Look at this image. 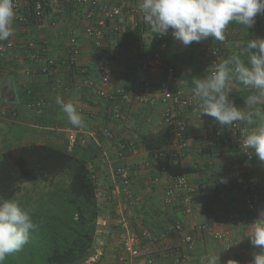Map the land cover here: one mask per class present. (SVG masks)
<instances>
[{"label":"crops","instance_id":"obj_1","mask_svg":"<svg viewBox=\"0 0 264 264\" xmlns=\"http://www.w3.org/2000/svg\"><path fill=\"white\" fill-rule=\"evenodd\" d=\"M102 1L136 4L141 0ZM49 4L46 19L41 23L23 24L15 11L14 33L9 39L14 40L16 45L0 72V155L9 148L32 143L66 150L70 129L77 130L80 137H84L85 143H77L74 150L94 172L99 206L94 246L84 264H117L119 245L116 233L121 219H127L135 231L148 228L157 233L155 243L142 245L143 257L139 264H175L167 248L185 249L186 244L180 234L168 230L173 220H181L184 232L190 234L195 242L191 256L182 264H212L213 259L215 264H229V261L252 264L254 254L260 252V248L254 247L249 238L252 235L251 224L258 217L247 210L245 193L228 169L237 164L244 168L246 175H253L258 180L260 190L257 199L264 208V163L255 156L253 165L248 167L244 155L233 149L225 151L222 157H212L204 146V140L212 128L220 125L212 117H199L196 103L182 110L189 121L190 152L160 162L154 157L155 148L164 145L168 153L173 150L165 142L163 123L169 105L160 102L150 106L133 102L126 109L125 118L119 119L113 113L110 102L95 95L71 70L59 69L51 75L44 60H17L16 56L22 54V46L28 38L46 41L50 57L65 59L69 52V39L76 35L81 46L77 64L85 68L90 76L98 77L101 47L85 33L88 25L83 17L85 8L72 4L56 8L53 1ZM133 18L129 14L130 22ZM252 38L264 39V13L256 16L255 24L248 29V33L242 26L230 25L224 42L213 39L212 42L218 45L228 43L225 59L238 54L246 40ZM205 43L193 42L185 46L171 37L169 47L162 51V56L164 67L172 66L180 71L178 78L169 79L174 91L193 96L191 88L194 78L207 76L209 67L203 51ZM104 47L113 56L114 89L134 92L142 86L143 81L149 80L151 93L160 95L161 84L167 79L164 69L145 71L135 64L139 56L160 49L157 34L151 31L149 25L124 35L111 34ZM28 69H33L34 74H28ZM28 88L47 98L43 113L37 114L26 105ZM12 91L15 96H9ZM248 94V89L233 82L230 97L235 99L238 107H244L243 98ZM57 97L76 106L83 119L82 127H74L69 123L67 115L56 103ZM243 125L248 132L256 127ZM105 128L110 129L115 137L110 139L105 136ZM148 160L151 166L145 167L144 162ZM122 164L135 170L133 199L120 194L115 169ZM161 165L167 167L166 172H160ZM174 172L185 174L196 190L190 211L172 208L164 203V191L168 185L166 176ZM158 176L160 179L156 180ZM221 177L227 178V183H221ZM223 210V216L217 219L223 226L218 227L230 232V249L226 248V241L213 239L197 228L201 223L212 221L215 212ZM231 215H237L235 221H231Z\"/></svg>","mask_w":264,"mask_h":264},{"label":"built area","instance_id":"obj_2","mask_svg":"<svg viewBox=\"0 0 264 264\" xmlns=\"http://www.w3.org/2000/svg\"><path fill=\"white\" fill-rule=\"evenodd\" d=\"M53 1L56 8L69 5H78L85 8L84 20L88 23L85 33L91 37L100 50V61L98 64V77L90 76L87 70L77 64V59L81 54V46L76 35H72L69 39L68 56L65 59L57 60L48 55L49 45L44 40L35 38L26 39L22 46V54L16 56L17 60L41 62L45 61L49 74L57 72L59 69L71 70L76 74L83 85L90 88L95 95L106 99L110 102L113 113L119 119L125 118L126 109L132 105L133 102L146 103L150 106H155L157 103L163 102L169 105L163 123L166 130L165 142L173 149L168 153L161 145L154 150V157L158 161H163L168 157H179L191 150V141L189 137V121L183 115V108H189L195 105L196 101L193 96L184 95L181 91H174L172 89L169 79L178 78L180 71L172 66L164 67L162 51L169 47V41L172 34L171 31L167 35H157L160 49L147 54L139 56L135 60L136 66L145 71L153 69H164L166 80L161 84L160 95H153L151 93V83L145 80L142 86L134 92L126 91L124 89H114L112 87V64L113 56L104 46L112 34L124 35L131 30L145 27L148 24L143 20L142 13L139 11V4H110L104 3L102 0H14L15 11L18 12V19L21 23L44 22L46 19L49 3ZM52 4V3H51ZM129 14L133 15V21H129ZM15 41L8 39L7 41H0V72L4 68V63L9 58L10 52L15 48ZM228 49V43L223 45L214 44L212 38L206 40L203 46L205 57L208 59L209 70L213 65L222 60L225 51ZM28 74L33 75L34 70L28 69ZM26 105L31 107L37 114L45 111L47 106V98L43 95L34 93L33 89H27ZM105 136L112 139L114 134L110 129H104ZM248 133V129L243 123H237L234 127L223 128L217 126L212 128L205 136L204 146L212 157H222L225 151L233 149L242 153L245 157L246 165L251 167L255 155L251 150L245 151L241 147V139ZM85 143L84 137H80L75 129H70L67 135L66 150L71 152L75 149L77 143ZM145 167L151 166V162L145 161ZM167 171L165 165L160 166V172ZM232 177H234L239 187L245 193V205L247 210L253 212L257 217L260 209H264L258 202V193L260 184L253 175H246L244 168L237 164L231 165L228 169ZM115 177L119 182L120 194L125 195L131 199L134 198V183L135 170L127 165L122 164L115 169ZM159 180L160 177H155ZM154 179V180H155ZM168 185L164 191V203L172 208L179 207L181 210L190 211L195 198V188L189 183L187 176L183 173L174 172L166 176ZM223 211L214 213L212 221L201 223L197 226L200 231H204L213 239L226 241V248H231L230 232L225 229L220 230L218 226H223L217 219L223 216ZM237 215H231V221L236 220ZM118 232L116 238L119 245V252L116 258L117 264H139L143 257L142 245L152 244L157 241V233L151 229L145 228L140 232L135 231L127 219H121L118 222ZM169 231L180 234L186 244L184 248H167L168 254L174 257L175 264H182L191 256L195 248L194 239L190 234L184 232V223L181 220H173L169 223ZM157 236V237H156ZM147 257L148 254H145ZM93 264V262H90Z\"/></svg>","mask_w":264,"mask_h":264},{"label":"clouds","instance_id":"obj_3","mask_svg":"<svg viewBox=\"0 0 264 264\" xmlns=\"http://www.w3.org/2000/svg\"><path fill=\"white\" fill-rule=\"evenodd\" d=\"M138 7L154 34L164 36L171 31L175 40L188 46L209 38L224 42L230 25L242 26L248 33L256 16L264 13V0H141ZM15 14L14 0H0V41L13 35ZM234 81L249 90L243 98L244 107H238L230 97ZM191 92L199 117H212L223 128L234 127L238 122L256 125L242 137L241 147L251 150L264 163V39H247L238 54L216 62L204 78H194ZM56 103L72 126H83L73 103L59 97ZM220 182L227 183V178L221 177ZM33 212L16 200L0 199V264L21 251L30 233L39 229ZM251 225V244L260 248L252 264H264V209L259 210L258 219Z\"/></svg>","mask_w":264,"mask_h":264},{"label":"trees","instance_id":"obj_4","mask_svg":"<svg viewBox=\"0 0 264 264\" xmlns=\"http://www.w3.org/2000/svg\"><path fill=\"white\" fill-rule=\"evenodd\" d=\"M37 182L50 189L35 201L24 197L23 184ZM0 199L32 208L40 224L4 264H84L90 257L99 216L97 181L75 150L41 143L7 149L0 155Z\"/></svg>","mask_w":264,"mask_h":264},{"label":"rangeland","instance_id":"obj_5","mask_svg":"<svg viewBox=\"0 0 264 264\" xmlns=\"http://www.w3.org/2000/svg\"><path fill=\"white\" fill-rule=\"evenodd\" d=\"M22 189L24 197L25 195L32 196V201H35L41 195L47 193V191L50 189V186L45 182L27 183L23 184Z\"/></svg>","mask_w":264,"mask_h":264},{"label":"water","instance_id":"obj_6","mask_svg":"<svg viewBox=\"0 0 264 264\" xmlns=\"http://www.w3.org/2000/svg\"><path fill=\"white\" fill-rule=\"evenodd\" d=\"M9 96H15V92L12 91V92L9 94Z\"/></svg>","mask_w":264,"mask_h":264}]
</instances>
